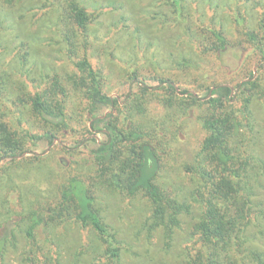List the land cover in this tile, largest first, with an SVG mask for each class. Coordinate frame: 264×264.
Returning <instances> with one entry per match:
<instances>
[{"label":"trees","instance_id":"obj_1","mask_svg":"<svg viewBox=\"0 0 264 264\" xmlns=\"http://www.w3.org/2000/svg\"><path fill=\"white\" fill-rule=\"evenodd\" d=\"M33 1L55 14L52 30L58 38L47 39L45 46L67 63L61 71L47 67L25 39L5 58L10 43L0 29V163L9 160L11 171L30 153L31 142L47 140L52 146L72 133L81 137L69 146L62 141L52 146L59 145L69 159L63 172L49 173L63 180L51 183L47 194L23 195L28 208L11 235L0 239V264H6V250L10 243L17 246L19 234L25 236L21 264H65L66 259L71 264H264V72L257 77L253 72L235 87L206 86L201 96L177 71L201 70L186 51L169 65L157 62L156 73L136 64L132 52L127 77L138 88L121 98L112 94L110 76L91 55L98 13L83 0ZM169 1V12L158 16L175 25L182 43L197 55L252 42L264 64L261 0H247L258 23L237 13L236 28L203 6L193 10L186 0ZM16 5L0 3L1 28L5 23L16 29L10 17ZM126 29L127 35L134 33ZM235 34L242 39L233 40ZM107 106L110 111L101 116ZM89 118H94L91 126ZM190 122L202 135L192 156L184 158L178 144ZM98 123L103 127L97 129ZM91 128L106 138L93 136L98 146L88 153ZM114 213L132 217V235L114 224ZM186 219L192 224L183 231Z\"/></svg>","mask_w":264,"mask_h":264},{"label":"rangeland","instance_id":"obj_2","mask_svg":"<svg viewBox=\"0 0 264 264\" xmlns=\"http://www.w3.org/2000/svg\"><path fill=\"white\" fill-rule=\"evenodd\" d=\"M4 1L0 0V3L2 4ZM83 1L90 11L98 13L97 23L99 22V24L96 25L98 27L96 29L98 41L94 43L91 55L94 57V63L103 66L110 76V87L113 95L123 98L130 88H138V83L129 81L127 77L130 70H127V61L131 60L132 52L137 59L136 64L144 66L149 73H156L157 62L164 66L169 65L172 57L180 58L181 53L185 54L182 51H186L188 57L197 59L196 63L199 64L201 70H188L187 73H192L190 75L180 70L177 71L180 74L179 76L189 84V88L196 90L201 96L206 95V86L222 83L235 87L238 83L248 79L253 72L254 77L264 72V64L258 52V47L254 46L252 42L247 46H230L216 54L197 55L194 53L192 47L182 43L184 40L183 37H179L180 30L175 28L173 24L165 25L158 16V13L169 12V0ZM186 1L193 10H198L199 7L203 6L210 14L217 13L230 28H236L237 26L235 21L237 13L248 18V20L251 19L252 25L258 23L257 10L254 9V4L247 2V0ZM260 2L264 7V0ZM14 3L17 5L12 6L10 11L12 16L10 17H12V20L14 19V23L11 24H14L16 29H12L10 25H5V23L3 28L0 27L5 44L10 43V49L5 58H8L14 49L22 43L21 41L25 39L30 43L32 54L39 62L45 63L47 67H56L61 71V64L67 63L66 60L63 61L64 56L58 53L54 47L45 46L47 39L54 41L58 38L52 30L55 14L53 12H50V15L47 14L48 9L38 8L39 3L33 0H14ZM96 8H98L97 11ZM0 11H2V8H0ZM0 15L3 14L0 13ZM10 22V20L6 21L7 24H10ZM169 25L170 27H168ZM8 26L9 28H7ZM126 26L130 27L128 31L134 33L127 35ZM19 33L22 37L15 39L13 36ZM241 39L240 34L233 36V40ZM17 63H19L18 60ZM150 82L153 84V81ZM252 107L260 110V107L256 104H253ZM109 111L108 106L101 108V116L106 115ZM93 119L89 118L86 124L91 126ZM74 127L81 130L78 125ZM101 127H103V123L96 124L97 129ZM91 129L92 133L87 135V143L84 146L86 152L96 148L98 141L106 138L105 134L96 132L95 128ZM201 135L195 122H190L188 130L181 133V141L178 146L182 150L184 158L192 156V151L196 146L198 137H201ZM93 136H96L98 141L91 139ZM78 137H81V133L69 134L66 140L58 138L52 146L61 141V144L69 146ZM52 146H49L47 140H40L37 144L31 142L29 144L30 153L22 156L25 160L20 161L22 162L20 165L14 163L15 168L11 171L7 167L10 163L9 160L0 163V239L6 234L11 235L15 224L22 220V212L28 208L23 198L24 194L30 196L36 194V192L42 195L47 194L54 183L63 180V176L53 180V176H50L49 173L51 170H55L57 173L63 172L62 163L64 161L69 162V159L59 145H57L59 149L51 150ZM44 155H51V157L46 162H41ZM40 164L44 165L42 171L39 168ZM6 200H9V202H6ZM3 211L7 212L4 217L1 215ZM112 220L117 226L126 228V235L129 232L132 235L133 220L131 216L120 218L118 213H114ZM185 222L183 231H188L192 220L186 219ZM24 237H22V234L17 235V246H15V243L9 244L5 255L6 264H21L20 256L25 246ZM154 242H156V239H154ZM144 246L141 247V251L146 250V245ZM71 262L72 259H66L65 264H71Z\"/></svg>","mask_w":264,"mask_h":264}]
</instances>
